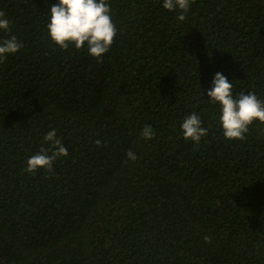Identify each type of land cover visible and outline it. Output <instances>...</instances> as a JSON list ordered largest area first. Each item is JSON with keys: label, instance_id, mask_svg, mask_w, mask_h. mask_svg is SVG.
<instances>
[{"label": "trees", "instance_id": "1", "mask_svg": "<svg viewBox=\"0 0 264 264\" xmlns=\"http://www.w3.org/2000/svg\"><path fill=\"white\" fill-rule=\"evenodd\" d=\"M57 2L0 0V40L23 43L0 62V264H264V123L226 140L207 97L222 72L264 100V0H192L182 21L110 0L99 63L51 41ZM193 112L198 144L180 128ZM53 129L68 155L25 172Z\"/></svg>", "mask_w": 264, "mask_h": 264}, {"label": "clouds", "instance_id": "2", "mask_svg": "<svg viewBox=\"0 0 264 264\" xmlns=\"http://www.w3.org/2000/svg\"><path fill=\"white\" fill-rule=\"evenodd\" d=\"M191 3L192 0H161L163 9L180 12L178 19L181 21L185 19L183 13L189 10ZM9 29L10 20L0 11V32H8ZM46 29L51 41L61 50H67L70 46L77 50L84 49L98 63L109 53L118 33L110 0H58L48 9ZM22 47L23 43L16 36L0 40V62L18 53ZM233 88V82L228 77L216 72L207 91L208 100L218 109L222 135L229 141L244 139L254 121L264 123V100L256 92L234 93ZM180 128L185 140L197 144L208 134L203 120L195 112L184 118ZM140 135L145 140H151L156 133L151 125H145ZM44 141L50 143L51 148H42L29 156L25 172L35 173L41 169L50 172L57 159L68 155V149L55 129L46 133ZM126 156L128 161L138 159L131 149Z\"/></svg>", "mask_w": 264, "mask_h": 264}]
</instances>
